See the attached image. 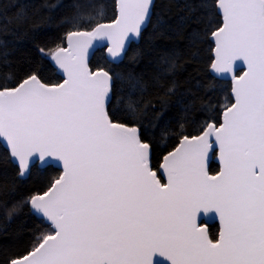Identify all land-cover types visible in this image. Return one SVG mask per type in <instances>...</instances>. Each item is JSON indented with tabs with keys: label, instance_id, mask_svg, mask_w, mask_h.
I'll return each mask as SVG.
<instances>
[{
	"label": "snow or ice",
	"instance_id": "1",
	"mask_svg": "<svg viewBox=\"0 0 264 264\" xmlns=\"http://www.w3.org/2000/svg\"><path fill=\"white\" fill-rule=\"evenodd\" d=\"M33 7L30 17L27 4H14L0 22V37L47 23L42 10L55 5L39 0ZM203 7L202 0H184L189 13ZM211 8L222 22L189 34L187 62L197 64V45L211 38L210 68L231 74L233 98L198 97L204 118L191 120L195 134L184 131L191 103L178 90L175 49L160 56L150 79L92 71L88 64L94 42L104 41L109 59L122 61L127 42L142 39L151 23L154 0H118L111 22L102 4L86 8L74 0L61 21L62 44L38 47L62 70L63 82L50 85L33 67L12 85L0 83V142L16 166L15 176H0V195L37 161L60 169L46 189L3 204L5 219L26 206L44 230L20 251L0 248V264H264V0H213ZM157 22L165 24L163 14ZM6 46L0 39V57ZM238 61L246 66L239 76ZM116 79L125 84L119 96ZM113 100L133 123L118 122L109 110ZM172 101L183 110L179 143L163 155L158 174L139 122L158 117L157 104ZM217 108L219 124L211 114ZM210 153H218L217 174L208 171ZM208 214L218 218V239L202 220Z\"/></svg>",
	"mask_w": 264,
	"mask_h": 264
},
{
	"label": "trees",
	"instance_id": "2",
	"mask_svg": "<svg viewBox=\"0 0 264 264\" xmlns=\"http://www.w3.org/2000/svg\"><path fill=\"white\" fill-rule=\"evenodd\" d=\"M55 5L53 8L42 10V14L48 22L41 24L38 28H32L30 24L19 26L15 31L0 37L6 41V56L0 57V83L12 85L30 68L37 67L44 82L52 85L61 81L56 75L54 68L48 60L38 53V47H54L57 43L62 44V37L67 26L61 21L72 12L74 0H48ZM27 4L28 15H35L34 5L38 6L39 0H4V8L0 10V22H3L15 9L14 4ZM84 7L90 4H102L105 21L114 19L115 0H79ZM206 5L197 8L195 13H189L184 8V0H174L169 4L168 0H155V10L151 23L143 31V38L137 43H131L125 55L118 64L109 63L104 57V50L98 49L89 61L91 70L103 68L113 74L119 73L122 76L133 73L150 79L154 73L157 62L162 54L175 49L178 53V64L180 65L175 74L179 85V92L183 94L186 102L191 103L190 120L185 124V134L195 132L198 125L194 126L191 120L201 122L204 113L201 111V104L198 97H208L213 103H223L229 96L230 83L218 80L209 73V65L212 60V44L209 39L202 40L197 45L198 62L193 65L188 60V36L194 29L201 30V33L209 27L220 24V17L211 8L213 0H202ZM207 13V14H206ZM215 13V14H214ZM163 14L165 24L157 22ZM195 69H198L195 70ZM211 84L210 91H205L204 85ZM199 85V86H198ZM125 87L122 80L114 81V89L117 96ZM110 112L116 113L118 122L133 123L115 100L109 105ZM220 109H215L211 114L218 124ZM157 112L160 115L143 118L139 122L141 138L152 145V167L157 168L161 157L170 151L179 141V124L183 117V110L175 101L170 102L166 107L161 108L157 104ZM209 171H217V165L211 163ZM16 173V166L7 159V151L0 144V176L13 177ZM60 171L47 166L45 168L32 169L26 179H17L14 187L7 193L0 195V248H7L10 252L20 251L28 244L29 240L44 230L29 209L25 206L19 215L12 220L4 218L5 209L3 204H14L29 195L46 189L51 179L58 176ZM215 228L209 229L210 238H215ZM3 257L0 256V259Z\"/></svg>",
	"mask_w": 264,
	"mask_h": 264
},
{
	"label": "water",
	"instance_id": "3",
	"mask_svg": "<svg viewBox=\"0 0 264 264\" xmlns=\"http://www.w3.org/2000/svg\"><path fill=\"white\" fill-rule=\"evenodd\" d=\"M154 1H155V0H154ZM117 3H118V0H115V11H116V14H115L114 19H115V18L117 17V15H118L117 10H116V5H117ZM217 15L219 16L218 13H217ZM219 17H220V16H219ZM114 19H113V20H114ZM113 20H111V21H113ZM111 21H108V22H111ZM221 22H222V20H221V17H220V23H221ZM208 39H209V41H210L211 44H212V50H211V58H212L211 62H212L213 59H214V56H215V53H214V51H213L215 45H214V42H213V40H212L211 38H208ZM138 41H139V40H137V39H132L130 42H127V44H126L127 49H128V47H129V45H130L131 43H137ZM107 47H108V43H107V41H104V42H94V46L89 50L88 64H89V61H90L92 55L94 54V52L97 51L98 49H102V48H103V50H104V57H105V59H106L109 63H111V64H118L120 61H119V62H113V61H111V60L109 59V56H108V53H107ZM38 53L41 54L39 51H38ZM45 58H46V57H45ZM46 59H47V58H46ZM47 60H48V62L50 63V65L54 68L56 75H58V76L60 77L61 81H60L59 83H62L63 80L65 79V76H64L62 70H60V69H59V68H58V67H57V66H56L51 60H49V59H47ZM211 62H210V64H211ZM237 64L239 65V67L236 69L235 74H236L237 76H239V75H242V74H243V71L246 70V66H244V65L242 64V62H239V61L237 62ZM90 69H91V68H90ZM97 70H98V69H97ZM208 70H209V73H210L214 78H216V79H218V80L228 81V82L230 83L229 96H230V98L232 99V98H233V97H232L233 80H232V78H231V74L224 75V76L217 75V74H215V73L212 72V70H211V68H210V65H209ZM92 71H96V70H92ZM59 83H57V84H59ZM52 85H55V84H52ZM220 122H222V117H221V116H220V119H219V123H220ZM219 123H218V124H219ZM178 143H179V141H178ZM178 143H177L175 146H177ZM0 144H1L2 147L7 151V149H6V147L4 146V144H3L2 142H0ZM175 146H174V147H175ZM171 150H173V148H172ZM171 150H170V151H171ZM168 152H169V151H168ZM165 154H167V153H165ZM165 154H164V155H165ZM162 158H163V156L161 157L160 162H159L157 168L155 169V170L158 171V174H160V173L162 172V169H160V167H159L160 164L162 163ZM211 163L217 165V171L214 172V173H211V172L209 171V167H210V164H211ZM47 166H49V165H41V164L37 161V164H36V167H37V168L42 169V168H45V167H47ZM50 166H52L53 168H55V169H57V170L60 171L59 167H58L54 162L51 163ZM207 167H208V171H209L210 174H217V173L220 171V167H221V165H220V162H219L218 153H210V155H209V160H208V162H207ZM27 177H28V176H26V177H24V178H20V179H23V180H24V179H26ZM31 214H32V213H31ZM202 220H203L204 224L207 226V228H208L209 225H213V224H216V225H217V233H216V237H215V239H218V233H219V221H218V218H216V217L214 216V214H208V215L203 216V217H202Z\"/></svg>",
	"mask_w": 264,
	"mask_h": 264
},
{
	"label": "flooded vegetation",
	"instance_id": "4",
	"mask_svg": "<svg viewBox=\"0 0 264 264\" xmlns=\"http://www.w3.org/2000/svg\"><path fill=\"white\" fill-rule=\"evenodd\" d=\"M210 228H213V229L215 228L216 233H217V225H216V224L209 225V226H208V231H209ZM216 233H215V237H216ZM214 239H215V238H214Z\"/></svg>",
	"mask_w": 264,
	"mask_h": 264
}]
</instances>
